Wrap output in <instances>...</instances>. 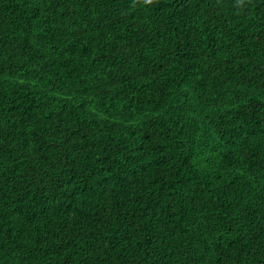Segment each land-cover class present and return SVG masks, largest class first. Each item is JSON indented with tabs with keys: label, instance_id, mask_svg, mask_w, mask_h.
Masks as SVG:
<instances>
[{
	"label": "trees",
	"instance_id": "trees-1",
	"mask_svg": "<svg viewBox=\"0 0 264 264\" xmlns=\"http://www.w3.org/2000/svg\"><path fill=\"white\" fill-rule=\"evenodd\" d=\"M0 264H264V0H0Z\"/></svg>",
	"mask_w": 264,
	"mask_h": 264
}]
</instances>
